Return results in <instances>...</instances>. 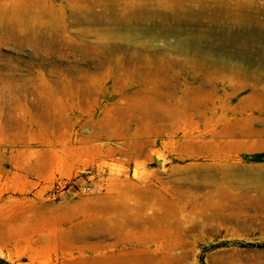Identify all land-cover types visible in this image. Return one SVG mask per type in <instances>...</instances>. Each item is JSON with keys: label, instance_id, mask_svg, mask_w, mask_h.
Masks as SVG:
<instances>
[{"label": "rangeland", "instance_id": "374dc122", "mask_svg": "<svg viewBox=\"0 0 264 264\" xmlns=\"http://www.w3.org/2000/svg\"><path fill=\"white\" fill-rule=\"evenodd\" d=\"M259 36L264 0H0V256L264 264Z\"/></svg>", "mask_w": 264, "mask_h": 264}, {"label": "bare ground", "instance_id": "6f19581e", "mask_svg": "<svg viewBox=\"0 0 264 264\" xmlns=\"http://www.w3.org/2000/svg\"><path fill=\"white\" fill-rule=\"evenodd\" d=\"M241 3V2H240ZM234 5V4H233ZM240 6V5H239ZM242 7V6H240ZM239 9V8H238ZM237 9V10H238ZM238 12V11H237ZM248 13V12H247ZM242 13H240L241 15ZM232 15V14H231ZM235 15V14H234ZM238 16V15H236ZM236 18V17H235ZM260 19V18H259ZM261 21H259L257 19V17L255 18L253 15H244L243 16V21L241 22V24L243 23V27L244 28H248V29H251L253 28V25H256V24H260ZM262 23V22H261ZM237 26V25H236ZM259 26V25H258ZM203 34H199V35H192L189 37V35H187L186 37H184V39H188V40H193V41H196L199 37H201ZM251 39V38H250ZM181 42V39H177L176 41H174V43L172 44L173 47H175V45H178L179 43ZM186 43V42H185ZM184 45V43H183ZM186 45V44H185ZM253 48V47H252ZM242 52L245 54V55H249L251 54L252 52H255V54L257 55L259 61L264 64V37H261L259 36L255 41H254V49L255 51H250V50H247V48L245 47H242ZM224 55V54H223ZM207 57V56H206ZM224 58V57H223ZM223 61V60H222ZM225 61V60H224ZM223 63V62H222ZM204 65V64H203ZM225 65V64H224ZM206 67V66H205ZM254 67V66H253ZM252 69V67H251ZM259 71V70H258ZM259 73V72H258ZM261 74V73H260ZM258 75V74H257ZM139 178V176L137 177ZM89 234V233H88ZM258 263V262H256Z\"/></svg>", "mask_w": 264, "mask_h": 264}, {"label": "trees", "instance_id": "16d2710c", "mask_svg": "<svg viewBox=\"0 0 264 264\" xmlns=\"http://www.w3.org/2000/svg\"><path fill=\"white\" fill-rule=\"evenodd\" d=\"M261 246L262 244H256L251 241H242L237 239L223 241L221 244L219 242H209L205 245L204 249H213L219 246ZM200 257V256H199ZM202 262V259L199 260ZM0 264H9V262L2 256H0Z\"/></svg>", "mask_w": 264, "mask_h": 264}]
</instances>
